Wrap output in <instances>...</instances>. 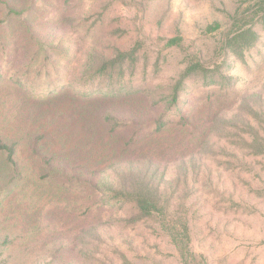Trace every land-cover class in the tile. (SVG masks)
Segmentation results:
<instances>
[{
    "label": "rangeland",
    "instance_id": "obj_1",
    "mask_svg": "<svg viewBox=\"0 0 264 264\" xmlns=\"http://www.w3.org/2000/svg\"><path fill=\"white\" fill-rule=\"evenodd\" d=\"M240 1L0 0V19L9 22L0 27V41L6 45L15 37L9 43L13 52L16 39L32 33L52 52L51 59L57 62L58 69L68 71L73 81L85 79L86 73H92L118 53H135L130 80L144 88L143 94L131 105L118 101L88 106L89 109H116L121 116L139 124L154 123L162 115L170 116L171 121L188 115L186 122L173 124L166 137L180 132L186 135L182 138L185 142H195L200 134L208 136L204 144L190 143L186 149H170L164 144L148 146L138 153L142 159L139 167L145 171L148 166L150 181L173 198L172 209L175 202L184 203L172 212L174 219L179 215L188 222L189 245L197 255L195 264H264V155L253 154V148L240 146L237 141V137L253 135L248 120L255 121V130L264 136V28H257L255 49L244 53L243 58L225 57L227 53L220 49L226 15ZM14 10L21 14V30L16 26ZM214 23L223 26L222 32L208 31ZM174 38L181 39L179 46L168 45ZM18 53L15 50V60L27 57L17 56ZM223 58L233 81L224 97L217 94H221L218 85L209 94L200 85L199 92H189L177 108L169 109L163 103L186 62L199 59L206 68L214 70L220 68ZM86 89L76 88L79 92ZM212 98L220 99L216 113L205 112L206 108L195 110L194 105L197 107L202 99ZM8 99L16 103L11 94ZM9 105L2 107L0 114L11 126L16 109ZM32 108L35 123L26 122L17 131L25 135L24 144L28 138L40 135L46 113H57L58 103ZM57 122L49 124L46 138L37 144L44 149L45 140L48 141L47 158L58 154V150L69 152L76 142L89 141L92 136L81 129L88 125L82 111L72 109L61 124ZM62 127L65 129L58 133ZM56 133L64 134L63 138L59 140ZM74 152L73 149L71 154ZM98 153L100 161H81L88 170H95L93 184L90 185L92 179L86 172L80 176L76 172L65 174V180L82 181V189L70 184V192L65 190L66 194L58 198L56 188L33 179L15 189L12 204L0 212V246L8 251L0 256L1 262L179 264L175 249L158 222L130 226L129 211L123 207L97 211L98 202L106 199L104 188L96 183L125 168L124 162L111 158L110 147ZM20 155L27 163V145ZM36 164L27 163L31 167ZM4 219L7 221L2 223ZM21 236L26 238L25 246L14 251L22 242ZM22 252L25 253L21 257Z\"/></svg>",
    "mask_w": 264,
    "mask_h": 264
},
{
    "label": "trees",
    "instance_id": "obj_2",
    "mask_svg": "<svg viewBox=\"0 0 264 264\" xmlns=\"http://www.w3.org/2000/svg\"><path fill=\"white\" fill-rule=\"evenodd\" d=\"M13 15L16 26L20 29L21 14L14 10ZM226 18L220 49L227 53L225 57L229 55L243 58L244 53L255 49L259 39L257 28H264V0H242L232 13H227ZM7 24L9 22L6 19H0V27ZM207 29L210 32L220 29L222 32L223 26L214 23ZM13 39L15 37L6 45L4 41H0V91H4L0 98V111L11 103L9 94L16 101L9 105L16 109L11 126L4 120V115L0 114V212L6 205L12 204L15 189L20 184L24 186L30 179L37 183L45 182L46 186L56 188L58 198L66 194L65 190L70 192V184L80 188L84 186L82 181L65 180V174L69 172L79 173L77 176L86 172L92 179L90 185L93 184L95 170H88L86 163L81 161L85 158H91L92 162L100 161L97 159L98 152L110 147L113 156L111 158L118 163L124 162L125 168L117 169L113 175L107 174L96 183H100L104 188L106 199V202H98L97 211L106 207H123L129 211L127 221L130 226L158 222L175 249L178 263L195 264L197 255L189 245L188 222L179 215L178 219H174L175 214L172 212L184 203L174 201L175 207L172 209L173 198L158 184L150 181L151 177L146 170L148 166L144 168L145 171L139 167L142 159L138 153L144 152L148 146L161 147L164 144L170 149H186L190 143L204 144L208 136L200 134L195 142H185L182 138L186 135L182 136L180 132L173 137H166L165 133L171 131L173 124L186 122L188 115L181 116L178 121H171L170 116L162 115L154 123L139 124L133 119L121 116L116 109L104 112L89 109L88 106L109 102L116 104L118 101L131 105L134 104L132 101L143 94L144 88L134 85L130 80L135 62L133 52L118 53L116 57L102 62L92 73H86L85 79L73 81L68 77V71L58 69L57 62L51 59L52 52H48L39 40L34 39L32 33L27 32L25 36L17 38L15 49L11 52L9 43ZM180 43V38L168 41L169 46H179ZM15 50L19 51L17 56L24 54L27 57L24 60H15ZM226 67L225 58L220 62V68L214 70L206 68L199 59L186 62L185 68L169 86L167 95L162 99L163 103L169 105V109L177 108L189 92L198 93L200 85L201 88L208 89L207 94L213 93V90H216L213 86L218 85L221 94H217L224 97L233 83ZM80 86L87 88V91H77L76 88ZM55 103H58L57 113L50 115L47 112V121L42 125L40 135L28 138L24 144L25 135L21 136L17 131L26 122L35 123L32 107ZM194 106L195 110L206 108L205 112L216 110V113L220 109V99H202L201 103H197V107ZM72 109L84 112L88 125L81 129L88 133L85 132L87 136L91 132L92 136L89 141L83 142L82 139L76 142L72 147L75 150L73 154V149L69 152L58 150V154L54 153L47 158L50 150L48 141L45 140L44 149L37 144L46 138L49 124L57 121L61 124ZM255 124V121L248 120L247 126L253 131V135L237 137V141L240 146L253 148V154L264 155V136L255 130ZM64 129L60 128L58 133ZM58 133L55 136L60 140L64 134L61 136ZM157 135L159 136L156 137ZM63 142L67 143V140ZM26 145L27 163L37 162L35 167L28 166L21 160L20 151ZM42 150L45 152L42 153ZM65 199L67 198L63 200ZM89 208L94 209L92 205ZM6 221L4 219L2 223ZM20 239L22 242L14 247V251L18 250L19 246H25L26 238L21 236ZM5 252H8L7 249L0 246V256ZM23 253L25 252L20 253L21 257ZM1 260L0 264H16L15 261Z\"/></svg>",
    "mask_w": 264,
    "mask_h": 264
}]
</instances>
